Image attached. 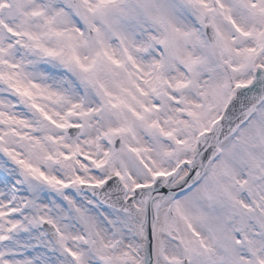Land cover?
<instances>
[{
	"label": "snow or ice",
	"instance_id": "1",
	"mask_svg": "<svg viewBox=\"0 0 264 264\" xmlns=\"http://www.w3.org/2000/svg\"><path fill=\"white\" fill-rule=\"evenodd\" d=\"M0 264H264V0H0Z\"/></svg>",
	"mask_w": 264,
	"mask_h": 264
}]
</instances>
